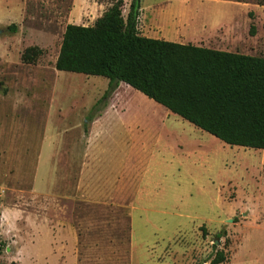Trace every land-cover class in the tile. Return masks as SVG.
<instances>
[{"label":"rangeland","instance_id":"rangeland-1","mask_svg":"<svg viewBox=\"0 0 264 264\" xmlns=\"http://www.w3.org/2000/svg\"><path fill=\"white\" fill-rule=\"evenodd\" d=\"M132 2L0 0V264H264V150L125 84L96 106L105 78L54 68L67 24ZM136 28L264 57V0H139Z\"/></svg>","mask_w":264,"mask_h":264},{"label":"trees","instance_id":"trees-1","mask_svg":"<svg viewBox=\"0 0 264 264\" xmlns=\"http://www.w3.org/2000/svg\"><path fill=\"white\" fill-rule=\"evenodd\" d=\"M138 9L133 0L126 20L115 8L94 26L67 24L54 68L105 78L96 106L122 83L226 145L264 150V57L143 37ZM39 54L28 48L22 60L33 62ZM224 261L217 251L209 264Z\"/></svg>","mask_w":264,"mask_h":264},{"label":"crops","instance_id":"crops-1","mask_svg":"<svg viewBox=\"0 0 264 264\" xmlns=\"http://www.w3.org/2000/svg\"><path fill=\"white\" fill-rule=\"evenodd\" d=\"M191 45H192V44H191ZM194 46H195V45H194ZM200 46H201V47L210 48V49L220 50V51H226V52L237 53V52H235V51H231V50H227V49H222V48H215V47L202 46V45H200ZM239 54H242V53H239ZM243 55H249V54H243ZM249 56H253V55H249ZM258 57H260V56H258ZM120 84H122V83H120ZM120 84H119V85H120ZM128 87H129V86H128ZM130 88H131V87H130ZM164 109H165V108H164ZM102 116H103V115L99 116V119H101ZM99 119H98V120H99ZM95 122H96V121H95ZM95 122H94V123H95ZM87 137L89 138L90 143H93L95 137L91 136V129L89 130V132H88V136H87ZM89 150H91V149L86 150L87 153H89ZM93 155H94V159H95V157H96L95 153H94ZM95 161H96V159H95ZM119 165H120V163H119ZM117 168H118V167H117ZM110 170H112V169H110ZM111 174H113V179L116 178V176L118 175V174H116V173L113 172V171H112Z\"/></svg>","mask_w":264,"mask_h":264},{"label":"water","instance_id":"water-1","mask_svg":"<svg viewBox=\"0 0 264 264\" xmlns=\"http://www.w3.org/2000/svg\"><path fill=\"white\" fill-rule=\"evenodd\" d=\"M137 3H139V0H135Z\"/></svg>","mask_w":264,"mask_h":264}]
</instances>
